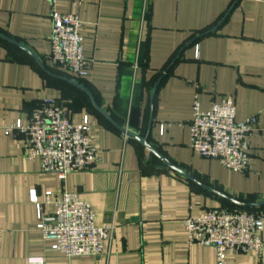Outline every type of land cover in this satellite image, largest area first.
Segmentation results:
<instances>
[{"label":"crops","instance_id":"0c3cea01","mask_svg":"<svg viewBox=\"0 0 264 264\" xmlns=\"http://www.w3.org/2000/svg\"><path fill=\"white\" fill-rule=\"evenodd\" d=\"M58 9L83 21L92 61L83 79L50 60L48 0H0V264H217L213 245L188 243L184 220L235 205L204 186L264 201V0H62ZM227 96L238 121L259 120L245 173L191 147L195 103L208 110ZM48 100L75 123L88 117L99 152L91 169L65 180L26 156L22 132H7ZM117 126L147 137L194 180ZM33 190L47 221L54 206L45 193L67 190L90 204L97 226L115 224L104 253L68 258L54 250L38 229ZM228 264H264V255L229 252Z\"/></svg>","mask_w":264,"mask_h":264},{"label":"built area","instance_id":"2783aa9c","mask_svg":"<svg viewBox=\"0 0 264 264\" xmlns=\"http://www.w3.org/2000/svg\"><path fill=\"white\" fill-rule=\"evenodd\" d=\"M51 6L53 32L50 60L53 66L83 79L90 73L92 61L85 55L84 40L79 31L83 21L78 14L60 11L62 0H48ZM258 117L237 120V106L232 96L202 110L195 103L191 121V147L202 157L217 159L235 172L245 173L250 165V138L258 129ZM22 132L26 138V156L38 159L41 169L65 180L71 172L87 171L99 160L91 142L92 123L85 118L75 123L68 109L54 101H45L30 116L7 128ZM45 203L54 206L53 219L47 221L43 203L36 190L31 200L37 205L38 229L47 240H54V250L68 258L100 256L106 242L116 235V225L97 226L95 212L78 193L64 190L55 195L45 193ZM188 243L213 245L217 264H228V253L264 255V214L246 210L229 211L212 208L198 217L184 220ZM39 262L40 259H32Z\"/></svg>","mask_w":264,"mask_h":264},{"label":"water","instance_id":"95a60500","mask_svg":"<svg viewBox=\"0 0 264 264\" xmlns=\"http://www.w3.org/2000/svg\"><path fill=\"white\" fill-rule=\"evenodd\" d=\"M1 37L6 38L5 36L1 35ZM8 39V38H7ZM38 59V58H37ZM74 85H76L77 87H79L80 89L88 92L89 94L92 95V93L83 85L79 84L78 82H75L74 80H70ZM101 112H103L109 119H111L103 110H101L100 108H98ZM124 134H126L127 136L130 137H134L136 139H138L140 142H142L150 151H152L154 154H156L158 157H160L167 165H169L171 168H173L174 170L182 173L183 175L189 177L190 179L194 180L193 178H191L185 171L181 170L180 168L176 167L175 165H173L167 158H165L162 154H160L155 148H153L149 143H148V138L145 137H140L137 134L127 130L126 128H123L121 126H117ZM206 189H208L209 191L223 197L224 199H226L227 201L240 206V207H261L264 206V201H259V202H248V201H242L236 198H233L225 193L219 192L217 190H214L212 188L206 187L204 186Z\"/></svg>","mask_w":264,"mask_h":264},{"label":"trees","instance_id":"16d2710c","mask_svg":"<svg viewBox=\"0 0 264 264\" xmlns=\"http://www.w3.org/2000/svg\"><path fill=\"white\" fill-rule=\"evenodd\" d=\"M260 207H240V206H236V205H233L232 207H229V208H225L229 211H240V210H246V211H249V212H259L258 209Z\"/></svg>","mask_w":264,"mask_h":264}]
</instances>
